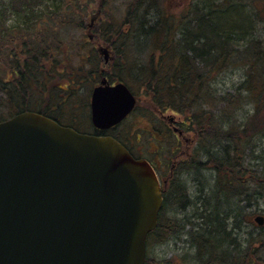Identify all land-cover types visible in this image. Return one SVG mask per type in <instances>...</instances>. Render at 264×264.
<instances>
[{
	"label": "trees",
	"instance_id": "trees-1",
	"mask_svg": "<svg viewBox=\"0 0 264 264\" xmlns=\"http://www.w3.org/2000/svg\"><path fill=\"white\" fill-rule=\"evenodd\" d=\"M94 3L0 0V121L34 110L87 132L77 109L90 103L86 97L78 105L69 103L78 96L84 79L95 83L106 76L112 82H126L140 101L146 96L156 114L171 109L185 117L187 121L180 122L184 133L197 129L195 150L194 145L190 152L171 149L177 161L165 162L167 172L173 171L158 226L147 238L145 264H177L175 257L157 259L151 252L155 240L164 243L171 237H182L191 248L182 264L260 263L264 225L255 235L244 230V224L252 223L246 207L253 200H264V38L258 36L262 31L256 26V15L264 20V0H192L179 16L164 14L159 0H130L122 19L112 14L99 29L87 22L94 15ZM10 13L17 15L12 26L6 24ZM99 33L114 54L108 63L101 60L98 47H89ZM136 46L143 53L151 52L147 63L133 61L134 54L142 55ZM77 64L82 74L72 71ZM236 67L243 68L244 74L235 93L217 94L212 78ZM66 79L70 84L62 85ZM245 102L252 113L246 119L236 117ZM214 107H220L218 116ZM164 125L156 128L159 134H175L167 122ZM256 137L263 142L261 148ZM247 155L251 161L245 164ZM201 168L217 173L210 187L214 204L199 176L193 182L200 199H192L182 181V174L198 173ZM203 199L204 209L194 213L200 221L188 214L176 216L179 209L198 206ZM170 212L174 215L168 216ZM244 232H248L245 244Z\"/></svg>",
	"mask_w": 264,
	"mask_h": 264
},
{
	"label": "water",
	"instance_id": "water-1",
	"mask_svg": "<svg viewBox=\"0 0 264 264\" xmlns=\"http://www.w3.org/2000/svg\"><path fill=\"white\" fill-rule=\"evenodd\" d=\"M99 49L108 61V47ZM136 103L126 83L104 77L91 94L92 123L115 126ZM162 205L152 164L113 136L35 111L0 122V264H145Z\"/></svg>",
	"mask_w": 264,
	"mask_h": 264
},
{
	"label": "rangeland",
	"instance_id": "rangeland-1",
	"mask_svg": "<svg viewBox=\"0 0 264 264\" xmlns=\"http://www.w3.org/2000/svg\"><path fill=\"white\" fill-rule=\"evenodd\" d=\"M2 1L5 3L9 0H2ZM191 1L192 0H159L158 7L162 11L166 12L164 14H167L169 16L172 14H174L175 16H179L182 14V10ZM129 2L130 0H95L93 13L94 15H97V18H95V20L92 21L93 25L95 24L94 28L99 29L102 24V20L111 17L112 14H114L115 16L119 15V17L122 19ZM51 8L52 6L46 7L44 11H49ZM250 11L252 12V14H255L256 12L254 9H250ZM15 22H17V15L15 13H10V16L6 24L8 26H12L15 24ZM87 22L90 24L91 19L89 18ZM93 25H91V27H93ZM263 25H264V20L262 19V17L260 15H256V26H259L260 30L262 31V33H260L258 36L264 38ZM74 32L80 33L79 31H76V30H74ZM85 34L86 35L89 34L88 31L87 32L85 31ZM92 38H93V34H92ZM89 45H90L89 46L90 48H92V46L94 45V47H98V50H99V46L100 45L106 46V43L104 42L103 38L101 37L99 33L98 35H96V38L94 37V40L90 41ZM136 49L138 50V52H141L138 47ZM141 53L142 55L140 58H139V54H134V56H132L134 58L133 61L135 63L139 61H144L145 63L148 62V58H150L151 52L147 50L146 53H143V52ZM99 56H101V60L104 61L105 55L101 51L99 52ZM80 60L81 62L83 61L81 57H80ZM81 62L78 61L77 63H81ZM87 68L88 67H86L85 69ZM75 70L79 74H82L80 64H77L76 68H74L72 71L75 72ZM108 70L112 71L111 68H108ZM243 74H244L243 68L236 67L231 70L224 71L220 75H215L212 78V85L214 87V90L216 91L217 94H222L224 92L235 93V91L237 90V87L240 85V81L243 78ZM7 77L9 79V76ZM98 81L99 79H97V81L93 83L92 80L84 79V82H85L84 86L83 87L80 86L78 96L72 99L69 103L72 105H78L83 97H86L87 101L90 102L92 87L97 85ZM67 84H70L69 79H66V81L62 82V85L67 86ZM0 94L2 93L0 92ZM149 102H146V96L144 95L142 98V101L139 100V103L134 113H132V115H130L119 126H117L114 129H110V131L114 132L116 135H118L120 138L126 141L128 145L133 146L134 151L138 155H147L153 158V161L156 163V166H157V169H159V172L162 175L164 173L165 177H167V167L165 165V162L168 161L170 158H171V162L174 161L173 159L177 160V157L173 158L174 154L171 155V151H172L171 149L179 148L178 151H180V153H182V150L183 151L186 150L190 152L191 146L194 145L192 151L195 150L198 144V142L197 143L195 142L194 144V138H195V134L197 133L196 132L197 129L192 127L191 131L184 133V135H182V133L181 135H177L178 132H174V131L173 132L175 134L168 133V132L159 134L156 128L158 129L164 128L165 127L164 122L166 123V121H169L167 118H171V117L174 118L175 120L174 123L173 122L171 123L170 121L168 123L173 124V127L171 126L173 129L179 128L180 130L178 131H181L183 128L180 122L183 121L184 119L185 121L187 120L183 116H180L177 114L174 115L171 109L164 110L163 112L164 116L162 117V114L161 115L156 114L157 111L155 112V109L152 107V105ZM77 111H79L80 114L82 113L81 119L79 121L84 122V123L86 122L85 126L88 125L89 131H94L95 130L94 126L91 125L92 123L90 121V106H87L81 109L80 107H78ZM248 112L252 113L251 105L245 102L244 107L240 110H236L234 115L238 118L246 119ZM214 113L218 116L220 113V107H214ZM254 140L259 144V148L263 146V142L261 141V139L256 137ZM156 153H159L161 156L159 158H155L154 156L156 155ZM177 156L181 157L180 154H178ZM165 157H167L166 158L167 160L165 159ZM249 161H251V158H249V156L247 155V161H245V164L249 163ZM171 173L168 176V178L171 177ZM195 176H199L202 180L205 181V185H206L205 195H208L210 202L214 204L215 197L213 196L210 187L215 177L217 176V173L215 172V170L214 169L211 170L210 168H201L198 173H191V175L182 174V181L188 186L192 199H200L199 197H197V194L199 192L198 191L196 192V189H195L196 187L193 182V177ZM198 202H199L198 206H195V207L189 206L183 211L182 209H179L176 213V216L178 218H183L184 214H188L192 220H195L196 222L200 221V218H197V219L195 218L194 213H195V210L201 211V209H204L203 208L204 199ZM241 205L243 206L246 205V199L244 201H241ZM223 206L225 207L226 205H223ZM171 212L168 214V216L174 215ZM246 212L248 213L246 217L250 219V221L252 220V223H250L249 220L246 221L244 224V230L246 231L252 230L254 231L255 235H258L259 232H261V230L258 224L254 221V216L257 214L264 215V200H261L258 203H256L253 200L246 207L245 214ZM187 229H190V225L187 227ZM247 234L248 232H244L241 237V240L243 241L244 244L247 243L245 239L247 237ZM183 237H186V236H183ZM263 245L264 243H261L259 246H263ZM151 249H152L151 252L153 253L155 258L160 259L164 257L166 258L175 257V261L177 264H182V259H183L182 257L185 256V254L192 253L191 248L188 246V244L182 241V237L179 239L176 237H171L169 240H167L164 243H157L155 240V243L152 245ZM261 250L262 251H260L259 253V255L261 256L260 257L261 262L260 263L258 262L257 264H264V248H262Z\"/></svg>",
	"mask_w": 264,
	"mask_h": 264
},
{
	"label": "flooded vegetation",
	"instance_id": "flooded-vegetation-1",
	"mask_svg": "<svg viewBox=\"0 0 264 264\" xmlns=\"http://www.w3.org/2000/svg\"><path fill=\"white\" fill-rule=\"evenodd\" d=\"M172 122L174 123V120H173ZM172 122H171V123H172ZM182 134H183V133H182Z\"/></svg>",
	"mask_w": 264,
	"mask_h": 264
}]
</instances>
